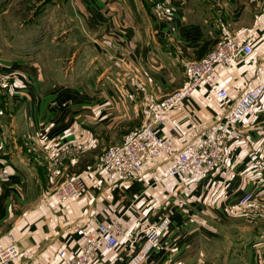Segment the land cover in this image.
Listing matches in <instances>:
<instances>
[{
	"label": "crops",
	"instance_id": "1",
	"mask_svg": "<svg viewBox=\"0 0 264 264\" xmlns=\"http://www.w3.org/2000/svg\"><path fill=\"white\" fill-rule=\"evenodd\" d=\"M67 3L81 30L66 29L63 40H37L41 50L34 56L28 57L26 38L13 42L18 33L0 38V170L9 173L0 178V242L18 241L22 249L7 264L54 257L67 264L82 251L79 227L119 218L126 230L139 232L167 216L169 228L141 264H264V213L244 214L235 204L246 191L264 203V96L229 130L224 159L199 179L169 176L165 155L135 178L96 168L107 149L146 123L154 103L186 85L192 62L221 39L255 30L264 0ZM44 11L33 14L32 28ZM12 12L3 7L0 22ZM257 36L251 56L217 68L216 85L228 90L229 103L264 79V34ZM13 44L18 53L6 49ZM229 103L200 86L159 134L177 148L196 142L227 116ZM74 173L85 176L87 188L61 203L55 190ZM145 241L143 233L136 243L121 238L115 249L102 245L93 264H128Z\"/></svg>",
	"mask_w": 264,
	"mask_h": 264
},
{
	"label": "built area",
	"instance_id": "2",
	"mask_svg": "<svg viewBox=\"0 0 264 264\" xmlns=\"http://www.w3.org/2000/svg\"><path fill=\"white\" fill-rule=\"evenodd\" d=\"M257 34H264V19L255 30L246 31L234 38L221 39L207 55L192 62L191 74L186 85L154 103L146 123L125 135L122 142L107 149L99 157L96 168L111 174L135 178L141 175L144 164L165 155L170 162L169 176L190 175L194 179H199L212 172L226 156L229 130L234 128L264 96V79L261 78L256 84L246 86L240 97L233 103H229L228 90L216 85L217 68L221 64H236L251 56L255 50ZM200 86L211 88L223 102L229 103V113L224 119L208 128L198 141L189 142L177 148L170 140L159 134V127L169 119L173 110L181 102L189 99ZM2 148L3 145L0 142V151ZM8 176L7 171L0 170V178ZM86 188L85 176L74 173L59 184L55 194L59 201L64 203L80 197ZM256 200L257 195L254 191H246L239 196L235 204L240 208H246L258 203ZM258 204L260 205L258 209L264 212V203ZM170 222L171 219L167 216L161 223L139 232L126 230L119 218L100 223L97 227H79L77 233L83 241L82 251L67 264H93L102 245L107 249H115L121 238L136 243L140 235L144 233L146 241L128 262V264H141L145 255L164 234ZM59 253L63 255L64 251L60 250ZM21 254L22 249L18 241H13L9 245L0 242V264H7ZM38 264L59 263L54 257Z\"/></svg>",
	"mask_w": 264,
	"mask_h": 264
},
{
	"label": "rangeland",
	"instance_id": "3",
	"mask_svg": "<svg viewBox=\"0 0 264 264\" xmlns=\"http://www.w3.org/2000/svg\"><path fill=\"white\" fill-rule=\"evenodd\" d=\"M67 1L68 0H57V1L56 0H0V18L3 11V7H12V11H13L12 15L6 16L4 21L0 22V38L4 39L3 34H6L7 36V35H13L14 32L18 33L16 37H13V42L17 40H22L25 42L24 39L26 38L28 40V47H27L28 57H31L37 53L36 52L37 50H41V47L39 46L40 44H37V40H50L49 38L51 39L54 38L55 40H63L66 38L68 32L66 31V29H69L70 31V28L73 29L72 31L77 33L76 29L81 30L82 22L77 18V16L75 17V15L73 14L74 11L67 3ZM39 9H42V11L46 9V11H44L45 13H42L41 16L37 17L39 19L38 24L36 25V27L34 26V28H32L33 26L31 27V24L34 25L35 19L33 21H30V19L33 16V14ZM19 11H22V13L19 14ZM10 13L11 10L9 11L8 14ZM1 23H6V26L9 24L10 31H8L7 29L8 27H5L7 33H4L2 31ZM22 23H26L29 29L26 31L25 36L20 37L18 31H19V26ZM80 32L82 33V31H79V33ZM22 34H24V32ZM6 49L12 52H16L17 50H19V47L18 44L17 45L13 44L12 47H7ZM43 49H45V52L47 53L50 52L48 54V57L51 58L50 55H52L53 52L50 51L51 47L48 44H45ZM18 52L19 51H17V53ZM31 60L32 59H30L29 61ZM63 64L66 70L68 61L64 60L63 63H61V66ZM259 207L260 205L258 203H255L249 207L241 208V212L244 214H249L251 212H261L258 209ZM242 242H244V240L234 239L235 245H239V243ZM245 244L246 245L244 246L247 247L248 243L245 242Z\"/></svg>",
	"mask_w": 264,
	"mask_h": 264
}]
</instances>
